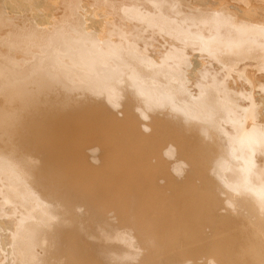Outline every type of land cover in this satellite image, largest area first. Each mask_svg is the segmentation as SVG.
I'll return each mask as SVG.
<instances>
[{
	"label": "bare ground",
	"instance_id": "obj_1",
	"mask_svg": "<svg viewBox=\"0 0 264 264\" xmlns=\"http://www.w3.org/2000/svg\"><path fill=\"white\" fill-rule=\"evenodd\" d=\"M239 1L0 0L4 254L264 264V0Z\"/></svg>",
	"mask_w": 264,
	"mask_h": 264
},
{
	"label": "rangeland",
	"instance_id": "obj_2",
	"mask_svg": "<svg viewBox=\"0 0 264 264\" xmlns=\"http://www.w3.org/2000/svg\"><path fill=\"white\" fill-rule=\"evenodd\" d=\"M247 1H248V0H247ZM251 2H254V1H253V0L251 1V0H250V1H249V4H250ZM80 3H81V2H80ZM74 4H76V2H75ZM81 4H82V3H81ZM84 4H86V3H84ZM237 4H238L239 6H241V5H245L246 3H244L243 0H242V1L237 2ZM79 5H80V4H79ZM89 7L91 8V6H89ZM99 10H100V9H99ZM100 11H101V10H100ZM102 11H103V10H102ZM102 11H101V12H102ZM97 17H98V16H96V18H97ZM98 18H99V17H98ZM14 149H15L14 153L16 152L17 154H18V152L20 153V151H21V150L19 151L17 148H14ZM19 149H21V148H19ZM94 150H95V149H94ZM94 150L89 149V150H88V153H89V151H91L90 153H92V154L95 153V154H96V150H95V152H93ZM23 151H25V150L22 149V151H21V152L23 153V154L21 153L22 155H24V153H25V156H23V157H26V156H27V155H26V152H27V154H28L27 158H29V160L32 161V162L34 163V162H36V160H34V159H35V156H37L36 159H38V160H37L38 162H37L36 166L38 167V164H39V163L42 165V161H41V159H42V157H41V156H42V152H39L40 154H37L38 151L35 152V150H28L29 152H28V151L23 152ZM14 153L12 154V152H11V154H12V155H15V157H16L17 154H16V153L14 154ZM35 153H36L37 155H36ZM21 154H20V155H21ZM92 154H91V155L88 154V155H90V157H91ZM97 154H98V153H97ZM18 155H19V154H18ZM39 155H40V156H39ZM93 155H94V154H93ZM18 157H19V156H18ZM18 157H17V158H18ZM94 157H95V155H94ZM94 157H92V158H94ZM19 158H20V157H19ZM27 158H26V159L23 158L24 161H26ZM92 158H91V161L93 160ZM96 159H97V158H95V160H96ZM19 161H21V159H20ZM30 161H29V162H30ZM22 162H23V161H22ZM27 162H28V160H27ZM27 162H24V166H25V167H26V165H28V167H30V166L34 167V166H35V165L33 166L32 163H30V164H32V165H30V164H28ZM20 165H21V164H20ZM22 165H23V164H22ZM29 165H30V166H29ZM41 165H39V168H40ZM18 167H19V166H18ZM18 167H15V172H16V171H19V168H18ZM20 167L24 168L23 166H20ZM37 167H36V168H37ZM34 168H35V167H34ZM34 168H33V169H34ZM24 169H25V171H27V172L30 171L29 174H28V175H30V177H29L27 180H28V182H29V179L33 177L32 179H30V183H32V184H29L28 182H26V181H22V180H19V181H21V182H23V183L26 182V184L28 183V184H27V187L30 186V188H29L30 190H32V189L35 190V187H37V184H36V182H34L36 185H35V184L33 185V181L35 180L34 178L37 177V174L40 175V173H41L40 171H41V169H42V166H41V169H39L40 171H36V169H35V170H34L35 172L32 171V170H30V169H32V168H24ZM24 169H23V170H24ZM27 169H29V170H27ZM20 170H21V169H20ZM37 170H38V168H37ZM32 172H34L35 175L32 176ZM36 172H37V173H36ZM39 172H40V173H39ZM22 173H23V172H22ZM22 173H21V171H20V176H21V178L23 179V174H22ZM11 174H12V172H11ZM16 174H17V173H16ZM24 175H25V174H24ZM28 175H25V177L27 178ZM39 175H38V176H39ZM11 176H12V175H11ZM13 176L15 177L14 174H13ZM13 176H12V177H13ZM18 176H19V172H18ZM20 176H19V177H20ZM39 177H40V176H39ZM12 179H13V178H12ZM33 179H34V180H33ZM15 180H16V179H15ZM24 180H25V179H24ZM47 180H48V178H47ZM35 181H36V180H35ZM17 182H18V180H17ZM18 183H19V182H18ZM21 185H23V184L21 183ZM21 187H22V186H21ZM33 187H34V188H33ZM22 189H23V188H22ZM25 189H26V188H25ZM30 190H28V188H27V191L25 190V192L23 191L22 193H23V194L26 193L25 196H27V193L30 192ZM36 190H38V187L36 188ZM36 190H35V193L37 192ZM39 191H40V190H39ZM39 191H38V192H39ZM32 192H33V191H32ZM38 192H37V195L42 194V193H41L42 191H40V193H38ZM35 193H34V195H35ZM29 195H30V193H29ZM23 196H24V195H23ZM29 197H32V195H30ZM35 197H36V196H35ZM38 197H40V196H38ZM38 197L35 199L36 203H37V200H39ZM33 198H34V197H33ZM33 198H32V199H33ZM40 198H41V197H40ZM42 199H43V196H42ZM18 202H19V200H18ZM42 202H45V201L42 200V201H41V205L39 204L38 206H42ZM19 203H20V202H19ZM27 203H29V202H27ZM38 203H39V202H38ZM30 204H32V205H33V204L36 205L34 202H33V203H30ZM43 204H44V203H43ZM19 205H20V204H19ZM21 205H23V207H21ZM21 205L18 207V208L21 207V208L19 209V210H21V213L18 212L19 215H17V216L15 215V218H14V220H13V221H14V222H13L14 227H16V224L19 223V222H18V221H20L19 217L22 215V212H23V215H24L25 212L28 210V211H27L28 213L26 214V218H25V216L22 215V217H23V221L21 220L22 226H24V225H25V226H28V220H29L30 216H32V213L35 214L33 211H36V210L38 211V210H39V208H38L37 205H36V207H34V208H36L35 210H34V209H30V205H29V206H28V205L26 206V209H27V210H26V209L24 208V207H25V203H21ZM43 206H44V205H43ZM46 207H47V205H46ZM23 208H24V209H23ZM29 209H30V210H33L32 213L29 212ZM79 210H80V209H79ZM24 211H25V212H24ZM81 211H82V208H81ZM29 214H30V215H29ZM36 214H37V212H36ZM22 217H21V218H22ZM24 218H25V219H24ZM1 219H2V218H0V229H2V228H1V224H2L3 227H4L3 222L6 223V220L4 221V219H2V220H1ZM15 219H16V220H15ZM24 220H25V221H24ZM2 221H3V222H2ZM15 222H16V223H15ZM23 222H24L25 224H23ZM14 223H15V224H14ZM8 225H9V224H8ZM19 225H21V224H18V225H17V226H18V229L21 230L20 228H22V226H19ZM16 228H17V227H16ZM13 230L16 231L17 229H13ZM28 231H29V230H28ZM0 232H1V230H0ZM19 232H20V231H19ZM27 233H28V234H27ZM27 233H26L27 235H30L29 233H31V232H27ZM11 234H12V232H11ZM26 234H25V236H27ZM37 236H38V235H37ZM35 239H39V241H41V240H40V236H39V238L35 236ZM35 239H33V240H35ZM36 241H37V240H36ZM39 241H38L36 244H37V248L40 247L39 249H40V251H41V246H40V245H41V244H40L41 242H39ZM32 242H33V241H32ZM42 242H43V241H42ZM34 243H35V241H34ZM36 244H34L35 247H36ZM42 244H43V243H42ZM5 245H7V243L5 244V243L1 242V244H0V251H1V252H2V250L6 247ZM1 247H2V248L4 247V248L1 250ZM12 247H14V246H13V245H10V246L7 247V248L12 250ZM7 248L4 249L5 251L3 250V255H2V257H0V258H2V259L0 260V263H1V261H2V264H7L8 262L11 263V264H32V261H34L33 259L30 261V263L27 262V261H24V260H23V261H20V259L17 258L16 256H14L13 253H12L13 256L11 255V256L9 257L8 254L10 255L11 252H9ZM6 250H7V252H8L7 255H6V253L4 254V252H6ZM32 251H33L34 253L36 252L34 249H32ZM32 251H31V252H32ZM36 253L38 254L39 252L37 251ZM36 253H35V254H36ZM5 255L9 257V258L7 257V258H8V261H6L7 259H5V258H6ZM39 257H40V256H38V259H39ZM34 258H35V257H34ZM36 260H37V259H36ZM36 260H35V261H36ZM35 261H34V262H35ZM39 262H40V261H39ZM37 264H39V263H37Z\"/></svg>",
	"mask_w": 264,
	"mask_h": 264
}]
</instances>
